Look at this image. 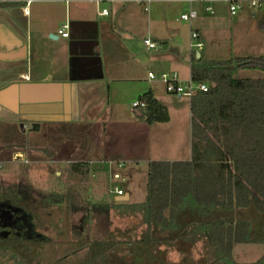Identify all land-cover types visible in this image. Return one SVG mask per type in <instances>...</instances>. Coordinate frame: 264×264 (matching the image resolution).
<instances>
[{
  "label": "crops",
  "instance_id": "1",
  "mask_svg": "<svg viewBox=\"0 0 264 264\" xmlns=\"http://www.w3.org/2000/svg\"><path fill=\"white\" fill-rule=\"evenodd\" d=\"M182 1L180 16L195 11L189 30L198 31L203 48L210 25L224 14L233 16L223 0ZM146 2L150 0H0V150L8 146L2 142L10 126L20 135L46 139L52 158L82 161V170L107 157V170L121 178L112 167L146 157L150 129L161 122L146 121L144 109L132 107L133 101L150 93L168 111L188 105L187 136L181 146L186 152L183 160L191 158V98L169 93L159 79L149 80L148 73L175 71L187 81L192 57L203 59V48L190 49L189 30L184 41L177 28L156 29V24L153 28L143 8ZM208 6L214 7V14ZM103 9L108 13L102 14ZM239 15L251 16L264 31V9L235 16ZM64 24L67 37L58 32ZM146 37L161 47L148 49ZM30 122L38 123V130L27 132ZM72 171L82 173L79 167ZM124 192L122 196L130 199ZM112 194L116 200L121 197Z\"/></svg>",
  "mask_w": 264,
  "mask_h": 264
},
{
  "label": "trees",
  "instance_id": "2",
  "mask_svg": "<svg viewBox=\"0 0 264 264\" xmlns=\"http://www.w3.org/2000/svg\"><path fill=\"white\" fill-rule=\"evenodd\" d=\"M241 69L262 77H237ZM192 76L209 89L191 97V158L150 161L144 201H106L87 249L84 243L73 248L85 255L82 264H191V253L179 248L180 260H169L179 241L211 245L206 264H264V253L253 262L234 255L238 244L264 245V56L193 55ZM143 98L146 121H168L165 106L150 93ZM115 217L134 221L112 229Z\"/></svg>",
  "mask_w": 264,
  "mask_h": 264
},
{
  "label": "rangeland",
  "instance_id": "3",
  "mask_svg": "<svg viewBox=\"0 0 264 264\" xmlns=\"http://www.w3.org/2000/svg\"><path fill=\"white\" fill-rule=\"evenodd\" d=\"M183 4L184 1L182 0H161L158 2L157 0H152V2L150 0V3L146 2L143 7L148 15L147 22L152 24L153 28L156 24V29L171 31L172 27L177 28L179 35L182 36L184 41H187L188 38L185 33L190 27L188 21L181 19L180 16ZM213 8L211 14L215 13ZM258 28L251 16L239 15L231 17L228 13L224 14L222 18L215 21L214 25H210L206 31V45L201 51L203 59L223 60L230 56H264V31L258 30ZM239 71L236 74L237 77H262V72L258 70L241 69ZM187 99L184 98L186 103H188ZM129 102L123 104V106ZM168 115L169 121H165L167 123H156L150 129L151 149L150 152H146V157L136 162L127 161L124 167L121 168H118L117 165L112 167L121 173V178L114 177L112 170H107L106 167L109 166L107 162L105 163V160H108V158L100 157L99 160H102V162L85 167L84 172L86 175L83 176L81 182H76L80 190L85 191L87 195L89 194L90 199L95 198L101 204L105 203L106 199L111 200L113 198L112 193L115 192L116 186L130 193V199L128 198L125 201L134 203L144 201L147 195V167L149 162L169 160L171 158L183 160L186 158V152L181 145L187 136L185 127L189 115L188 105L178 112L170 109ZM130 117L131 119L135 118L133 114ZM33 123L30 122V125H27V127L29 126L26 128L27 132L33 129ZM8 129L10 130L7 136L11 144L5 150H0V160L5 161L2 163L1 174H8L10 182L17 183L15 186H18L20 182L16 179L20 178L23 180L26 176L27 180H23L24 183H29L47 192L63 191L64 188L69 186V183H72L73 179H75L73 168L68 163L52 158L49 147L45 145L46 139L42 141L39 136L34 137L31 134L28 137L24 134L20 135L17 129H12L10 126H8ZM13 134L18 138L17 143H12L13 139H16ZM21 141H24V145H20ZM36 144L41 145V147L34 148L38 147ZM65 152L70 153L71 151L67 149ZM143 153L145 152H142L141 155ZM64 160H67V158ZM99 168H103L104 171L99 172L97 170ZM78 187L73 186V193H80ZM91 194L94 196L92 197ZM247 217H250L253 223L257 221L251 212L250 214L247 213ZM133 221L134 219L128 217H115L111 226L112 229L120 227L123 230L129 227ZM260 226H262L260 222L257 225H253V234L257 235L255 232L260 229ZM262 234H264V230H262ZM60 241L63 242L64 240ZM208 247H205L202 241L195 245L179 241L178 245L168 252V258L170 261L178 262L181 257L177 251V248H179L191 253L194 260L191 264H206V259L209 260L210 258L206 257L205 253H210L211 250L209 249H212ZM263 253L264 245L258 242L238 244L234 251L235 259L241 262H253Z\"/></svg>",
  "mask_w": 264,
  "mask_h": 264
},
{
  "label": "flooded vegetation",
  "instance_id": "4",
  "mask_svg": "<svg viewBox=\"0 0 264 264\" xmlns=\"http://www.w3.org/2000/svg\"><path fill=\"white\" fill-rule=\"evenodd\" d=\"M2 144L11 142L3 137ZM3 162L0 160V264H82L85 255L73 248L84 243V250L87 249L93 219L99 220L96 213L103 212L106 201L118 200L113 196L101 204L80 190L76 182L86 175L81 169L82 161H61L71 168L79 167L82 173L60 192H47L24 183L26 176L23 180L17 178L20 183L15 186L17 183L10 182L8 174H1ZM73 186L80 193H73ZM100 261L97 264H102Z\"/></svg>",
  "mask_w": 264,
  "mask_h": 264
},
{
  "label": "built area",
  "instance_id": "5",
  "mask_svg": "<svg viewBox=\"0 0 264 264\" xmlns=\"http://www.w3.org/2000/svg\"><path fill=\"white\" fill-rule=\"evenodd\" d=\"M228 7L229 13L233 16L245 11V10H262L264 9V0H223ZM208 11H212V7L208 6L206 8ZM108 9H103L102 14H107ZM196 17L195 11L191 10L189 12H185L181 15V18L185 21H189L192 23V20ZM68 24H64L62 28L59 29V34L63 37L68 36ZM187 36L190 41V49L193 51H199L203 48L204 42L200 38V34L195 29L187 31ZM144 45L148 49H159L161 44L157 41L153 40L151 37H146L143 40ZM149 80L159 79L165 84L166 90L169 93H173L179 96H186L191 98L197 90L200 91H207L209 89V85L205 82L196 83L193 79V76L187 81H181L178 74L174 71L172 73L162 72L159 75L155 74L154 72L148 73ZM132 107L136 109H146L147 102L144 98H139L133 101ZM114 177L118 178L119 174H114ZM115 194L122 196L124 195V190L115 187Z\"/></svg>",
  "mask_w": 264,
  "mask_h": 264
},
{
  "label": "water",
  "instance_id": "6",
  "mask_svg": "<svg viewBox=\"0 0 264 264\" xmlns=\"http://www.w3.org/2000/svg\"><path fill=\"white\" fill-rule=\"evenodd\" d=\"M32 128H33V130H38L39 124L33 123ZM128 197H129L128 195L127 196H121L120 198H118V201H125L128 199Z\"/></svg>",
  "mask_w": 264,
  "mask_h": 264
}]
</instances>
